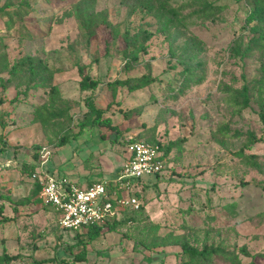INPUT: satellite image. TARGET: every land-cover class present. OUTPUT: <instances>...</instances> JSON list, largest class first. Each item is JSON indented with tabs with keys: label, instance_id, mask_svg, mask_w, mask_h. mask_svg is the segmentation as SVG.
I'll return each instance as SVG.
<instances>
[{
	"label": "rangeland",
	"instance_id": "1",
	"mask_svg": "<svg viewBox=\"0 0 264 264\" xmlns=\"http://www.w3.org/2000/svg\"><path fill=\"white\" fill-rule=\"evenodd\" d=\"M7 1L0 0V4ZM10 1L15 5L18 0ZM160 1L152 0L153 11ZM167 1L179 7L192 0ZM210 1L219 5L214 18L197 17L191 14L195 6H185L177 13L188 15L185 26L171 27L168 33L159 30L153 12L141 6L131 11L134 0H30L32 9L24 20L39 35L32 39L20 38L19 24L9 28L0 16L1 52L10 63L30 55L58 67L54 81L65 100L57 104L69 108L58 124L42 127L32 120L33 105L46 96L42 91L30 92L28 100L18 103L6 117V142L0 143V195L9 200L0 198V217L4 214L12 219L0 223V254L18 257L8 264H177L178 246L145 249L137 244L147 222L164 227L159 233L187 234L199 248L222 245L244 263L250 255L264 252V188L256 184L264 183V124L258 117L264 106V51L253 47L241 58L231 50L240 44L243 48L251 38L247 28L255 22H246L250 0ZM102 16L119 31L106 56L105 43L111 39L108 29L92 26L95 32L89 36L82 20L92 17L98 21ZM142 30L153 32L146 42L147 51L139 53L138 62L125 71L123 33L142 35ZM188 46L196 53L186 61ZM146 63L158 77L148 86L132 92L120 88L115 95L106 88L115 78L141 75L147 71ZM83 64L91 78L101 81L94 90L79 89L77 67ZM185 67L202 76V81L190 82L180 93ZM243 85L248 87L246 107L240 103ZM6 93L13 96L16 90L10 87ZM87 97L103 110V117L110 119L116 131L103 125H88L79 131L78 122L88 110ZM4 107H9L7 102ZM122 111L130 112L125 116ZM224 126L229 134L214 139L212 135ZM250 134L260 140L250 142ZM64 135L66 144L57 146ZM179 137L186 140L172 149L158 179L156 174L141 178L148 184L141 188L144 211L124 212V216L135 214L138 221L118 225L117 231L85 242V248L77 242L76 231L60 227L51 208L26 200L33 197L34 184L22 165L32 161V153L42 146L52 150L48 166L53 173L80 184L86 178H114L135 140L167 143ZM250 154L256 156L260 168L248 161ZM85 231H80L79 238L86 241ZM242 245L249 256L239 251ZM84 249L86 260L75 262L73 257ZM217 264L228 263L218 259ZM257 264H264V257Z\"/></svg>",
	"mask_w": 264,
	"mask_h": 264
},
{
	"label": "trees",
	"instance_id": "2",
	"mask_svg": "<svg viewBox=\"0 0 264 264\" xmlns=\"http://www.w3.org/2000/svg\"><path fill=\"white\" fill-rule=\"evenodd\" d=\"M135 5L131 7V11L136 7L141 6L147 12H153L152 14L157 18V21L160 23L159 30L163 33H168L171 27H183L185 26V20L188 15L180 16L177 13L180 9L185 6H195L191 14H195L200 18H214L217 10L219 9V5L215 4L214 1L210 0H192L190 3L182 4L179 7H171L167 0L160 1L157 7V10L153 11V3L152 0H134ZM251 8L248 10L246 16V22L250 24L251 22H255L250 25L247 29L252 34L248 43L242 48L240 45H235L231 50L235 54H240V57L243 58L246 53L252 50L253 47H260L264 51V0H250ZM32 6L30 0H18L15 5L12 1L8 0L5 4H0V16L5 18V24L9 28H15L17 24H19L18 32L19 37L32 39L39 37L38 34L34 32V30L27 27L25 23V18H27L31 12ZM84 28L87 30L89 36H92L95 32V28L101 25L105 26L108 29V33L110 35V40L105 43V51L103 56L108 55L109 52V44L112 39L118 37L119 31L117 26L110 23L105 16L99 17L98 21L94 18L84 17L83 19ZM94 26L95 28L91 27ZM142 35L136 33L134 35H130L127 31L123 33V41L124 48L122 49V54L125 59L124 70H130L139 59V53H146L148 45L147 41L153 36V32L142 30ZM174 34H178V31L175 30ZM1 44V43H0ZM1 46V45H0ZM193 47H185L187 50L186 61L192 60L195 55V50L190 51ZM86 64L78 65V73L80 75L79 80V89L82 91L94 90L98 87L101 82L99 79H93L89 76L87 72H85ZM147 71L142 73L141 75H125L122 78H115L106 83V88L111 91L113 95H115L116 91L120 88L127 89L128 92H132L148 86L152 82L156 80L157 75H152L150 71L149 63H146ZM59 68L54 67L48 64L41 57H32L30 55L22 57L20 60L10 63L6 54L1 52L0 50V143L5 145L6 139L4 137V130L6 129L7 120L6 117L10 115L11 110L15 109L18 103L22 101L28 100L30 92L38 93L42 91L46 96L45 100L35 101L33 105V121L38 122L42 127H46L48 125H56L58 124V120H63L67 114H69L68 106L61 107L60 102H64V97L61 94L58 85L55 83L54 79L56 75L59 73ZM183 75V81H181V85L179 86V92L182 93L190 82L198 84L202 81V76H196L193 74L192 70L188 67H185L181 72ZM21 79L23 80L21 82ZM20 84V86H19ZM23 86V89H21ZM10 87H14L16 90L15 95L10 96L6 92ZM178 93V92H177ZM179 93V94H180ZM178 95V94H177ZM241 100L240 103L243 107L248 106L249 103V95H248V87L246 85L242 86L241 92ZM7 102L9 107H4V103ZM85 104L88 110L84 113V118L82 121L78 122L79 131L84 129V127L88 125H99L106 126L108 129L112 131H116L117 127L110 123V119L103 117V110L98 109L91 97H87L85 99ZM125 116L129 114L130 111H122ZM258 117L260 121L264 124V106L258 113ZM229 134V129L227 126H224L219 134H213V138L218 140L221 137H224ZM143 141H147L157 146L159 151V158L163 160V164L167 162V158L169 157L170 152L174 147H179V145L186 140V137H179L174 140H170L167 143H161L157 139H141ZM250 142H256L260 139H256L252 134L249 136ZM67 137L61 136L57 143V146H62L66 144ZM40 147V146H39ZM52 155V153H51ZM38 157V150L32 153V161L24 162L22 165V171L29 176L34 184L33 197H27L26 200H31L33 203H44L40 198V184L32 179L31 175L33 171L36 169V161ZM248 161L258 168H260V163L256 161V156L250 154L248 156ZM162 174V171L156 173L157 179ZM92 180L91 182H93ZM245 182V181H244ZM158 180L154 182L156 185ZM257 185L264 188V183L257 182ZM145 185L141 178L133 182L132 187V195L140 200L141 198V188ZM111 183L108 184V188L111 190ZM4 197L9 200L7 195H0V198ZM44 208H51L54 213L57 215V211L53 206L49 204L43 205ZM136 211L138 214L144 211V204H139L137 208H126L121 211V214L118 218H113L111 220H107L104 223L100 224H92L86 227H80L76 231L77 242L83 244L85 248L87 241H92L96 239L98 236L105 234L111 231H117L118 225L126 224L128 222H136L138 221L137 217L134 215L124 216L125 211ZM2 212V207H0V213ZM12 216L2 215L0 217V223L11 221ZM164 227L160 226L158 223H144V225L140 229V233L143 234V238L139 239L137 244L143 245L145 249H152L158 246H178L180 250L177 252L178 262L177 264H217V260L228 263V264H257V259L259 257H264V252H258L250 255V260L248 263H244L237 255L236 252L228 250L226 247L222 245H213L210 244L208 246H203L199 248L194 245L187 234H178L172 230H166L163 233H159L158 230L163 229ZM85 229V233L87 235V240H83L79 238L80 231ZM136 244V245H137ZM239 251L243 255L249 256V252L246 249V246L242 245ZM87 252L84 249L78 255L73 257V260L85 261ZM17 255H11L6 252L0 254V264H8L11 261L17 259ZM60 261H63V258H60ZM42 261H38L36 264H41ZM130 264H150L149 262H139Z\"/></svg>",
	"mask_w": 264,
	"mask_h": 264
},
{
	"label": "built area",
	"instance_id": "3",
	"mask_svg": "<svg viewBox=\"0 0 264 264\" xmlns=\"http://www.w3.org/2000/svg\"><path fill=\"white\" fill-rule=\"evenodd\" d=\"M52 150L38 149L36 169L31 177L40 188V198L57 211L62 229L77 230L118 218L126 208H137L140 200L132 195L133 182L163 168L157 146L135 140L128 146V157L112 179L77 183L66 175H55L48 163ZM111 183V190L108 184Z\"/></svg>",
	"mask_w": 264,
	"mask_h": 264
},
{
	"label": "crops",
	"instance_id": "4",
	"mask_svg": "<svg viewBox=\"0 0 264 264\" xmlns=\"http://www.w3.org/2000/svg\"><path fill=\"white\" fill-rule=\"evenodd\" d=\"M12 114V113H11ZM122 166V165H121ZM118 171V170H117ZM92 180H90V179H88V178H86L85 180H83V182H81L82 184H84V183H89V182H91Z\"/></svg>",
	"mask_w": 264,
	"mask_h": 264
}]
</instances>
